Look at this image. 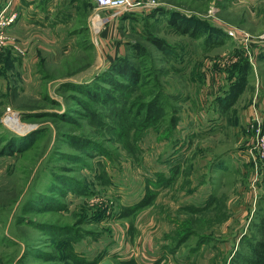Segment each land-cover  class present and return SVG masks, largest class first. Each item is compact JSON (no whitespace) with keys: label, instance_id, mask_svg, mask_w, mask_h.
Returning a JSON list of instances; mask_svg holds the SVG:
<instances>
[{"label":"rangeland","instance_id":"obj_1","mask_svg":"<svg viewBox=\"0 0 264 264\" xmlns=\"http://www.w3.org/2000/svg\"><path fill=\"white\" fill-rule=\"evenodd\" d=\"M17 1L23 10L13 7L17 17L0 46V264H120L105 258L106 246L124 234L161 244L188 231L187 245L228 237L230 264H247L237 256L249 254L250 236L261 238L254 227L264 213V161L252 124L264 45L250 44V60L227 29L262 34L264 0H154L165 12L110 19L97 33L92 0ZM61 6L68 14L56 20ZM167 11L200 17L224 35L179 33ZM124 59L140 81L115 76L126 85L99 101L100 87L110 86L97 76ZM245 59L241 79L236 64ZM8 118L28 129L16 131ZM23 138L29 147L3 153Z\"/></svg>","mask_w":264,"mask_h":264},{"label":"crops","instance_id":"obj_2","mask_svg":"<svg viewBox=\"0 0 264 264\" xmlns=\"http://www.w3.org/2000/svg\"><path fill=\"white\" fill-rule=\"evenodd\" d=\"M1 1V0H0ZM12 1V0H10ZM23 2V0H21ZM35 3H38L39 0H34ZM56 1V0H54ZM3 4V5H2ZM7 3L1 2L0 6L3 8ZM48 4H46L47 6ZM16 7V11L19 14L23 10V5L15 0L11 6L13 10ZM48 10H51L50 8ZM64 9L63 6L59 7L57 12L55 13V19H63L66 18L68 14V8H66L65 12L59 13L60 10ZM43 15H49L46 9L42 10ZM65 13V14H64ZM21 14V13H20ZM46 17V16H45ZM260 90L261 94L259 97L263 96L257 100V106L259 107L260 117L264 122V84L262 81L260 82ZM260 100V101H259ZM260 105L262 107H260ZM264 168V165L262 166ZM175 226L170 227V229H165L162 235H166L169 232L172 233ZM192 235V231L185 232L183 235L178 237L177 242H172V238L163 237L165 241L161 244H151L150 238H142L144 234L140 233L138 238H132L129 233L124 234L125 238L115 239L110 247L106 246V257H114L118 261H131L135 264H203L201 255L203 257L208 258V262L206 264H230L234 263L235 259V244H231L229 242V238H224L223 241L217 238V241L210 244V246L204 245L208 238H199V241H196L193 244H186V238L188 235ZM127 236V237H126ZM128 239V240H127ZM162 241V240H161ZM221 244V245H220ZM206 247V248H204ZM145 253V254H144ZM206 253V254H204ZM104 258V259H105ZM103 261V260H102ZM101 261V263H102ZM243 262L244 259H242Z\"/></svg>","mask_w":264,"mask_h":264},{"label":"trees","instance_id":"obj_3","mask_svg":"<svg viewBox=\"0 0 264 264\" xmlns=\"http://www.w3.org/2000/svg\"><path fill=\"white\" fill-rule=\"evenodd\" d=\"M157 9H161V8H154L152 10H148L146 11V15L150 17V15L153 12H165L164 9L161 10H157ZM168 14H171V12L167 11ZM138 13H131V12H127L124 15H122L120 18L123 19V21L125 19H129V17L135 16ZM167 23L170 27L174 28L176 31H178L179 33H184V34H189L191 36L194 37H198L200 38L201 36L204 35V32L207 30V40L206 41H210V39L212 37H214V34L218 33L220 31L213 29L211 27V24L208 23L206 20L197 17V16H192V17H187L184 14L180 13V12H174L172 13L167 20ZM221 35H224V33H220ZM219 34V35H220ZM227 35V34H226ZM218 42H221L222 40H217ZM150 42L152 44H154L158 49L164 51L165 53L169 54V52H171V49L168 47V45H166L162 40H160L159 38H155L152 37L150 38ZM132 48L137 52L140 53L139 50V46L132 44L131 45ZM245 62H242L240 64H236L241 66V68L239 69V73L240 74V78L243 79V77L247 75L249 68H248V64L246 63V61H248L247 59L244 60ZM121 67L119 68L117 63L115 64H110L109 65V72L105 73L107 74L106 76H103L105 74H99L97 76L96 80H102L103 82L107 83L110 86V90L107 88H103L104 86H101L100 89L104 92V94H106L105 96L98 98V100L100 101L101 99L104 101H110V99H113V97H111L109 94H113L114 92L118 91L124 84H122L121 82H118L115 78V76H119L120 78L124 79L126 81V84L129 85H136L139 81H140V75L139 72L137 71V69L135 67H133L131 65L130 62H127L124 60H121ZM118 79V78H117ZM125 84V85H126ZM105 90V91H104ZM85 94H91L89 90H86L85 88H82V90ZM235 91V89H232V92ZM110 92V93H107ZM228 93H231L230 91ZM226 94L225 97H227ZM93 96V95H91ZM93 99L95 100V96H93ZM152 102H148V104L146 105V109L147 110H153L152 106ZM222 104H225V98L222 101ZM88 111L86 112V116H88ZM22 137H19V139H21ZM10 140L8 141L5 146L7 148V151L3 152V153H8V154H13L15 151L23 149L25 147H29L30 143L28 142V140L26 138H23L22 140ZM264 171V168H263ZM148 197V198H147ZM145 198V202H148L149 200H151V195L148 196H144ZM149 199V200H148ZM144 200V199H143ZM142 200V201H143ZM141 204V202H139L137 205L135 204V206H133V208H137L139 207ZM132 208V209H133ZM260 220L258 221V224L254 227V231H257L261 233V238L253 241L251 239V236L249 237V247H250V252L249 254L247 253H241L239 254L237 257H241L243 258L247 264H264V213L262 215H260ZM40 226H49V227H54L55 225L53 224H43L40 223ZM62 227V226H59ZM63 229V233H70L71 230H65L67 228H60ZM245 243V242H244ZM246 244V243H245ZM88 261V260H87ZM120 264H135L134 262H131L129 260L127 261H118ZM87 263V262H86ZM89 263H91V261H89Z\"/></svg>","mask_w":264,"mask_h":264},{"label":"built area","instance_id":"obj_4","mask_svg":"<svg viewBox=\"0 0 264 264\" xmlns=\"http://www.w3.org/2000/svg\"><path fill=\"white\" fill-rule=\"evenodd\" d=\"M92 2V30L96 33L99 32L100 28H102L110 19H120V17L127 12H145L153 9L157 5L154 0H92ZM10 4L11 2H8L0 11V46L5 43L8 26L11 25L17 17L16 12L13 10L9 13L6 12L7 9H11ZM102 14L107 15L101 16ZM227 32L230 37L238 40L240 46L246 52L250 60H252L250 53L251 50H249L250 44L260 43L264 45V32L254 38L235 25L228 27ZM7 122L12 124L10 118H8ZM252 124L255 125V128L257 129L259 158L264 161V122L257 113L252 117Z\"/></svg>","mask_w":264,"mask_h":264},{"label":"bare ground","instance_id":"obj_5","mask_svg":"<svg viewBox=\"0 0 264 264\" xmlns=\"http://www.w3.org/2000/svg\"><path fill=\"white\" fill-rule=\"evenodd\" d=\"M10 121L12 122V124H10V125H12V128H14L16 131L23 130V132H25V130L28 129V128L24 127L23 125H21L20 123H18L17 121H15V120L14 121L10 120Z\"/></svg>","mask_w":264,"mask_h":264}]
</instances>
